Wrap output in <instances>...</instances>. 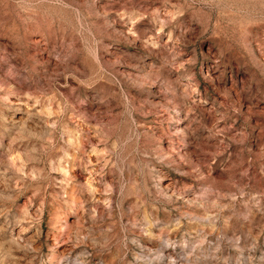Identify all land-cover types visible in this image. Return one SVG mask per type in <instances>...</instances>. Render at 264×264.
I'll return each mask as SVG.
<instances>
[{
  "label": "rangeland",
  "instance_id": "374dc122",
  "mask_svg": "<svg viewBox=\"0 0 264 264\" xmlns=\"http://www.w3.org/2000/svg\"><path fill=\"white\" fill-rule=\"evenodd\" d=\"M0 264H264V0H0Z\"/></svg>",
  "mask_w": 264,
  "mask_h": 264
}]
</instances>
